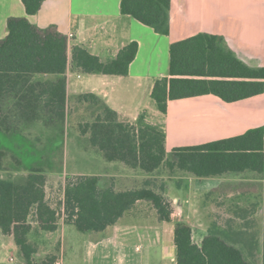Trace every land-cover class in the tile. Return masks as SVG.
<instances>
[{
    "label": "trees",
    "instance_id": "trees-1",
    "mask_svg": "<svg viewBox=\"0 0 264 264\" xmlns=\"http://www.w3.org/2000/svg\"><path fill=\"white\" fill-rule=\"evenodd\" d=\"M21 1L27 15L34 16L46 0ZM171 5L172 0H121V12L168 36ZM138 50V43L133 42L114 60L103 62L80 46L70 48L69 37L56 26L40 28L28 17H10L7 36L0 40V130L15 134L35 122L65 124L76 99L91 116L80 124L84 142L108 162L123 163L149 176L167 174L169 179L177 174L198 179L247 172L264 176V126L168 152L164 128L145 122L144 115L131 123L121 120L96 94L69 98L65 76L69 67L89 75L127 76ZM169 75L158 79L152 92L162 115H167L171 101L214 95L225 103H237L264 94V67L248 66L223 38L208 33L171 44ZM51 76L49 80L36 78ZM9 160L17 168L23 165L20 158L0 149V174L9 171ZM47 180L45 170L39 167L26 174L0 177V229L13 237L26 264H56L55 256L35 261L37 247L29 240L33 214L47 232L56 231L62 217V210L52 208L46 200ZM67 180L63 216L81 233L106 232L139 201L151 203L159 221H172L166 187L158 191L155 179L126 190L104 185L102 178L94 175ZM175 245L177 264H253L250 258L259 250L254 234L245 232L213 229L198 244L186 221L176 224Z\"/></svg>",
    "mask_w": 264,
    "mask_h": 264
},
{
    "label": "crops",
    "instance_id": "crops-1",
    "mask_svg": "<svg viewBox=\"0 0 264 264\" xmlns=\"http://www.w3.org/2000/svg\"><path fill=\"white\" fill-rule=\"evenodd\" d=\"M10 17H28L32 24L40 28L56 26L59 32L69 37L70 48L80 46L103 62L114 60L123 48L137 42L139 50L127 76L89 75L74 71L71 67L65 75L69 98L86 93L96 94L119 114L121 120L131 123H137L141 116L148 114V99L152 98L155 82L170 76V47L174 42L200 33L216 35L223 38L228 47L248 66L264 67V0H172L168 36L156 33L154 29L131 16L123 15L121 0H46L41 11L34 16L27 15L21 0H0V40L7 36V21ZM36 78L53 79L52 76ZM263 97L264 94L237 103H225L214 95L171 101L167 115H163L166 119L164 130L167 136V151L185 147L181 146L182 142L176 141L173 131L175 121H179L174 116H186L185 104L194 100H205L230 109L237 106V116H264ZM175 105L179 106L175 108ZM146 121L156 125L150 122L148 117ZM32 125L45 126L39 122L28 126ZM259 126L264 125H252L247 130ZM230 137L233 136L226 138ZM169 143L174 145L169 147ZM200 144L190 142L188 146ZM91 151L97 153L95 150ZM94 166L97 168L94 176L108 177V180H111L113 175L105 173V170H112L115 166L132 170L123 163L106 161L101 154L96 158ZM0 177L4 178V173H1ZM47 179L46 200L52 208L57 209L52 196L49 195L48 175ZM220 179L195 180L202 183L207 181L209 185H213L211 189H215L220 184ZM191 182L190 185L188 182L184 186H178L175 182H172L171 186L169 184L167 195L170 196L169 201L173 207L171 222H161L159 216L155 217L152 223L138 220L137 217L150 216L152 208L146 201H139L115 226L103 233H81L74 224L67 223L65 217L63 222L59 219L56 231H43L33 214L29 240L37 247L34 259L40 262L55 256L56 264H63L62 262L69 258L72 259V264H177L176 224L180 221L188 222L193 229V238L198 244L207 236L209 230L207 223H193V215H200L199 202L207 193L205 191L209 193V190L207 187L201 188L198 193L196 183ZM141 185L143 184H133V187ZM119 188L120 186L117 187ZM128 188L131 187L120 190ZM178 213L181 215L178 216ZM131 216L136 218L138 223L125 220ZM183 216L187 220L183 219ZM40 232L49 233V236L43 239L42 245L33 239L35 234L41 238ZM12 243H15L13 237L5 236L0 229V251L10 247ZM42 250L47 251L41 254ZM20 260L19 264H26L24 258Z\"/></svg>",
    "mask_w": 264,
    "mask_h": 264
},
{
    "label": "rangeland",
    "instance_id": "rangeland-1",
    "mask_svg": "<svg viewBox=\"0 0 264 264\" xmlns=\"http://www.w3.org/2000/svg\"><path fill=\"white\" fill-rule=\"evenodd\" d=\"M178 106L175 105L174 107L177 108ZM71 108L72 112H70L69 119L65 124L48 127L46 125L43 127L41 125H32V127L26 125L15 134L0 130V149L14 154L20 158L23 164L21 168H17L9 160V171L3 172L4 178L11 177V175L26 174L33 167L45 170L49 176V195L52 196L51 199L56 204V208L59 211L62 210L60 222H63L64 219L62 206L64 186L70 181L67 180V177L73 181L81 176H93L94 173H97L94 162L96 158H99V154L91 151L93 149L87 142H84L85 137H82L80 133V124L90 120V113L86 112L84 106L78 105L76 99L72 100ZM236 108L238 107L232 106L230 109L205 100H194L185 104L186 116H174L179 120L175 121L173 126L176 141L182 142L181 146H188L190 142L200 144L241 134L252 125H264V116H237ZM147 111L148 114L145 118L148 117L150 122L165 128L166 119L158 111L152 98L148 99ZM39 123L44 124L43 122ZM27 126L28 129H26ZM173 145L169 143V147ZM105 171V173H111L113 176L111 180H108V177H102V183L107 186L114 184L116 189L120 186L119 190L125 187L132 188L133 184H143L153 179L157 180L158 191L166 187L167 193L172 182L178 186H184L188 182L190 185L192 181L196 183L198 193L201 192V188L207 187L209 193L205 191L208 194L206 193L207 195L205 194L206 196L204 195L203 199L200 200V215L199 217L193 215V223L196 225H200L202 222L207 223L209 229L207 233L214 229L254 234L259 250L256 257L250 258V261L253 264H264V176L250 172L226 176L220 179L217 188L211 189L213 185H209V182L204 183L203 181L202 183L196 181L197 178L185 174H177L169 179L167 174L149 176L127 170L121 166H115L114 169ZM165 184L167 186H164ZM169 197L167 195L168 200ZM146 203L150 204L152 208L150 216L137 218L143 222L152 223L158 213L151 203ZM125 220L138 223V220L132 216L126 217ZM185 220L187 219L185 218ZM40 235L41 238H38V235L35 234L33 239L42 245L43 239L47 238L49 233L40 232ZM94 235L98 236V234ZM46 251L42 250L41 254ZM20 258L22 259L23 255L15 243L0 251L2 264H19ZM71 260L69 258L62 263L68 264V262L71 263Z\"/></svg>",
    "mask_w": 264,
    "mask_h": 264
},
{
    "label": "built area",
    "instance_id": "built-area-1",
    "mask_svg": "<svg viewBox=\"0 0 264 264\" xmlns=\"http://www.w3.org/2000/svg\"><path fill=\"white\" fill-rule=\"evenodd\" d=\"M181 214L180 213H178V216H180Z\"/></svg>",
    "mask_w": 264,
    "mask_h": 264
}]
</instances>
